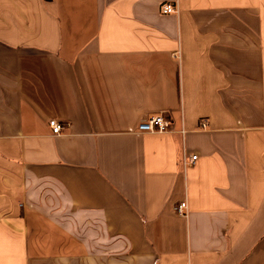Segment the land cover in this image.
Listing matches in <instances>:
<instances>
[{"label":"crops","instance_id":"obj_1","mask_svg":"<svg viewBox=\"0 0 264 264\" xmlns=\"http://www.w3.org/2000/svg\"><path fill=\"white\" fill-rule=\"evenodd\" d=\"M0 264H264V0H0Z\"/></svg>","mask_w":264,"mask_h":264},{"label":"built area","instance_id":"obj_2","mask_svg":"<svg viewBox=\"0 0 264 264\" xmlns=\"http://www.w3.org/2000/svg\"><path fill=\"white\" fill-rule=\"evenodd\" d=\"M161 9L162 13H174L176 11L175 6L172 4H165ZM49 123L54 134H58L61 132L63 126L62 123L55 120H51ZM170 125L171 120L169 117H166L163 114H156L141 119V121L137 124L136 129L138 132H166L169 131ZM199 126L200 128H206V121L201 120ZM196 159V154L184 155L182 160V164H184L183 167L193 165ZM187 208V202L185 200H182L173 206L174 212L178 215L183 216L187 214Z\"/></svg>","mask_w":264,"mask_h":264}]
</instances>
